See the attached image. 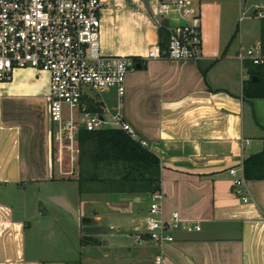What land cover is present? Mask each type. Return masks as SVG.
Listing matches in <instances>:
<instances>
[{
  "label": "crops",
  "instance_id": "obj_1",
  "mask_svg": "<svg viewBox=\"0 0 264 264\" xmlns=\"http://www.w3.org/2000/svg\"><path fill=\"white\" fill-rule=\"evenodd\" d=\"M101 3V53L139 58V67L125 75L121 101L106 92L104 106L121 111L135 139L159 158L163 215L178 211L182 221L198 222L200 229L178 228L174 240L158 249L147 240L135 242L145 229L148 194L84 192L75 205L60 193H45L55 215L45 208L37 214L47 227L46 247L40 251L30 234L28 184L39 193L40 182L66 171L56 160L46 114L49 76L16 68L0 82V264H264V180L233 183L242 174V160L264 148V98L243 99L248 60L238 58L239 52L261 46L264 0H195L201 23L196 60L148 57L150 47L159 43L152 17L157 0ZM167 21L182 22L174 11ZM63 217H73L81 235L83 217L90 219L86 224L113 232L92 235L97 244L77 236V244L68 241L73 249H64L61 238L67 235L58 225ZM106 235L130 241L118 243Z\"/></svg>",
  "mask_w": 264,
  "mask_h": 264
},
{
  "label": "built area",
  "instance_id": "obj_2",
  "mask_svg": "<svg viewBox=\"0 0 264 264\" xmlns=\"http://www.w3.org/2000/svg\"><path fill=\"white\" fill-rule=\"evenodd\" d=\"M195 0H157L152 17L158 25L176 12L182 22L167 21L169 32L162 48L150 47L148 57L196 60L201 49V23ZM101 0H0V82L10 79L16 68L46 72L49 88L46 114L56 142L58 156L66 157L72 171L76 160L75 140L80 127L88 130L120 128L135 139L134 131L121 111L104 106L102 94L113 92L118 102L124 93L125 75L135 68L133 57L105 55L99 47ZM256 16L263 17L262 11ZM240 60L264 64L261 46L238 53ZM101 103V112L89 106ZM136 140V139H135ZM143 146L144 141L138 140ZM235 175V169H229ZM244 181L234 178V185ZM236 193L240 192L237 189ZM159 190L149 194L150 204L144 219V231L135 235L137 244L147 240L156 248L174 240L173 231L200 229L198 222L182 221L178 211L165 217ZM246 201L245 196H241ZM155 258V263L157 262Z\"/></svg>",
  "mask_w": 264,
  "mask_h": 264
},
{
  "label": "trees",
  "instance_id": "obj_3",
  "mask_svg": "<svg viewBox=\"0 0 264 264\" xmlns=\"http://www.w3.org/2000/svg\"><path fill=\"white\" fill-rule=\"evenodd\" d=\"M167 21L159 27V45L164 47L169 32ZM261 48L264 51V19L260 25ZM139 64L138 57H133ZM248 78L242 83L244 100L264 98V64L245 61ZM251 77H256L252 80ZM101 103L89 106L90 112H101ZM76 160L68 180L77 182L78 192L151 194L159 190V158L138 140L120 128H99L77 131ZM64 164H68L65 157ZM67 171V170H66ZM69 171V170H68ZM242 175L245 180H264V148L247 155L242 160ZM81 242L97 244L92 235H83Z\"/></svg>",
  "mask_w": 264,
  "mask_h": 264
},
{
  "label": "rangeland",
  "instance_id": "obj_4",
  "mask_svg": "<svg viewBox=\"0 0 264 264\" xmlns=\"http://www.w3.org/2000/svg\"><path fill=\"white\" fill-rule=\"evenodd\" d=\"M170 18L172 22H176L175 14H172ZM66 170L67 171L70 170V166L68 164H64L62 168V171H66ZM67 175L68 174L64 172L61 173V175L55 172L54 179H49V180L40 182L39 193H38V189H35L36 187L32 183L28 184L30 195L27 196V199L25 200V205L27 207V214L30 217H32L30 220L34 222V224L32 225L30 234L33 236V239L40 245V248H39L41 249L40 251H43L44 248L46 247L44 236H45V229L47 227H46V224H44V222L41 224L39 223V218H42V217L37 218L38 217L37 214L39 212H42L45 208L48 210V212L50 211L53 215H55L53 211L54 207L49 203V201L47 200L44 194L45 193H60L64 195L65 197H67L75 205H78L80 202L81 196L79 195V192H78L77 182L75 180H68L65 177ZM33 190H34V193H33ZM143 202H144V205H146L148 208L150 204L149 196H145ZM107 217H110V216L107 215ZM64 218L65 217H63V219L59 218L58 220V225L64 228L65 230V233H64L65 238L67 235V239L61 238V242L63 240L61 247H63L64 249L72 250L73 249V247L71 246L72 244L69 243L68 241H71V239H74V241H76L77 236H79V238L81 239L82 236L86 234L82 233V228H81L82 235L80 234V231H77V229H75V222H74L73 217H67V219L66 218L64 219ZM117 219L118 221L121 220L120 222H123V223L128 221V218L124 219L123 216H117ZM106 236L108 239L115 240L118 243L125 244L130 241V240L124 241V237H122L121 235H117L115 239L112 236H109V235H106ZM61 242H57V244L60 245ZM77 242L78 240L76 241V244ZM147 261L148 263L151 262L149 260Z\"/></svg>",
  "mask_w": 264,
  "mask_h": 264
},
{
  "label": "water",
  "instance_id": "obj_5",
  "mask_svg": "<svg viewBox=\"0 0 264 264\" xmlns=\"http://www.w3.org/2000/svg\"><path fill=\"white\" fill-rule=\"evenodd\" d=\"M136 67H139V64H136ZM252 80H256V77H251ZM262 146L264 147V140L262 141ZM67 211L71 212L75 216V210L69 206L66 203H63L62 205ZM90 221L88 217H83L81 218V222L84 223L82 226V232L83 234L86 235H97V234H103V233H109L113 232V230L105 227V226H100V225H89L86 224Z\"/></svg>",
  "mask_w": 264,
  "mask_h": 264
}]
</instances>
